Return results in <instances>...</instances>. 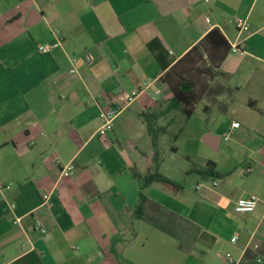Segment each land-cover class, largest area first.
<instances>
[{
  "label": "crops",
  "instance_id": "obj_1",
  "mask_svg": "<svg viewBox=\"0 0 264 264\" xmlns=\"http://www.w3.org/2000/svg\"><path fill=\"white\" fill-rule=\"evenodd\" d=\"M215 28L188 57L205 67L193 114L156 122L158 172L179 188L151 184L141 216L155 154L143 115L165 108L160 78ZM122 91L139 95L101 138ZM208 162L219 176L190 173ZM247 197L254 212L236 213ZM247 251L264 260V0H0V264H239Z\"/></svg>",
  "mask_w": 264,
  "mask_h": 264
},
{
  "label": "trees",
  "instance_id": "obj_2",
  "mask_svg": "<svg viewBox=\"0 0 264 264\" xmlns=\"http://www.w3.org/2000/svg\"><path fill=\"white\" fill-rule=\"evenodd\" d=\"M216 32H218V30L216 28L213 29L205 37L202 43L194 47L192 51L184 56L160 78V81L166 84L173 94L172 98L167 102L165 108L151 114L143 115L147 124L148 134L151 137V144L155 154L153 157L152 170L150 169V171L146 175L140 177L139 179L140 184L138 190L139 195L138 203L136 205V212L140 213L141 216H143L145 204L148 202V198L144 194V190L151 184L161 183L174 190H178L179 188L174 181L168 179L158 172L159 164L161 161V153L158 150V138L165 131V128L158 127L156 125V122L159 118L175 110L180 111L186 118H189L193 114V106L198 101L204 90V85L201 82L202 80L197 79L198 77L195 76V74L204 66L201 61V55H199L197 59L190 62L188 61V57L191 55V53L197 52L199 47H201L204 52L207 53L208 49L206 43L207 41H209L211 35L215 34ZM228 49H231L230 44L228 46ZM222 60L223 59H218L216 60V62L212 61L213 67H218ZM206 70L209 71L210 69ZM176 138L177 136H175L174 139ZM190 173H196L203 178L219 176L215 170V164L212 162H208L204 167L201 168H193ZM257 259V255H255L251 251H247L243 260L239 264H264V260L257 261Z\"/></svg>",
  "mask_w": 264,
  "mask_h": 264
},
{
  "label": "built area",
  "instance_id": "obj_3",
  "mask_svg": "<svg viewBox=\"0 0 264 264\" xmlns=\"http://www.w3.org/2000/svg\"><path fill=\"white\" fill-rule=\"evenodd\" d=\"M204 2L208 3L209 0H204ZM205 22L208 24H211L212 22L208 15L205 16ZM235 26L239 35L242 33L249 32V25L244 19L237 18L235 20ZM60 44H61L60 39H56L55 43L39 46L38 52L40 54H45V55L50 54ZM230 48H231L230 49L231 52L233 53L242 52L244 49L243 40L238 39L236 42L230 45ZM70 72L72 74H75L76 69L74 68ZM138 95H139L138 91H132V92L122 91L114 95L110 99L111 107L106 110H102L100 114L101 125L97 133L101 138L106 137L112 131L115 119L136 100ZM238 127H239L238 123H234L232 125V128L234 129ZM64 171H65L64 176L68 177L71 175L72 167L70 165H66L64 167ZM44 198L46 201L48 200V196H45ZM256 206H257V199L255 197L240 198L235 204V212L239 214L252 213L256 209ZM40 226H41L40 223L36 224L37 228H40ZM42 232L44 233L45 231L42 230ZM236 240L237 239L234 237L232 238L231 242L235 243ZM225 258L227 261L233 263V259L230 254H227Z\"/></svg>",
  "mask_w": 264,
  "mask_h": 264
},
{
  "label": "rangeland",
  "instance_id": "obj_4",
  "mask_svg": "<svg viewBox=\"0 0 264 264\" xmlns=\"http://www.w3.org/2000/svg\"><path fill=\"white\" fill-rule=\"evenodd\" d=\"M181 116H184V115H181ZM184 117H185V116H184ZM177 129H178V126H175L173 132L176 133V131H178ZM169 144H170V142H169ZM173 144H174V141L171 140V144H170V145H173ZM170 145H169V146H170ZM169 146H168V148H169ZM161 148H162V147H161ZM160 150H161V149H160ZM232 234H233V233H232L231 231H228V232H226V233L223 234V237H222V238L225 239V240H227V239H229V238L232 236Z\"/></svg>",
  "mask_w": 264,
  "mask_h": 264
}]
</instances>
